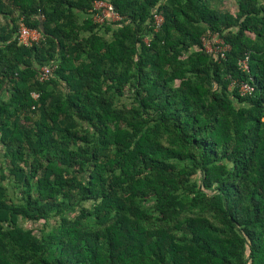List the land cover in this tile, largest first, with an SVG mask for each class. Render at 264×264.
<instances>
[{"label":"trees","instance_id":"1","mask_svg":"<svg viewBox=\"0 0 264 264\" xmlns=\"http://www.w3.org/2000/svg\"><path fill=\"white\" fill-rule=\"evenodd\" d=\"M97 1L0 0V264H264V0Z\"/></svg>","mask_w":264,"mask_h":264},{"label":"built area","instance_id":"2","mask_svg":"<svg viewBox=\"0 0 264 264\" xmlns=\"http://www.w3.org/2000/svg\"><path fill=\"white\" fill-rule=\"evenodd\" d=\"M94 20L103 23L105 21L115 22L119 21L122 17L115 10L113 4L108 0H99L95 3ZM42 18H44L42 16ZM163 15L160 13L155 14V29L157 30L163 22ZM43 38L41 31L37 28H31L24 22H21L18 30V40L21 44L30 46L34 42H38ZM149 42V39H146ZM202 44L206 51L213 53L221 58H225L227 51L230 49V45L226 43L222 37L216 33H207L202 37ZM239 66L244 71H249V56H246L239 60ZM57 63H50L40 67V80L45 81L49 79L57 69ZM232 85L238 86L241 95H251L255 91V86L249 81H238L232 79ZM34 99H38L39 92H32ZM264 120V117H263Z\"/></svg>","mask_w":264,"mask_h":264},{"label":"rangeland","instance_id":"3","mask_svg":"<svg viewBox=\"0 0 264 264\" xmlns=\"http://www.w3.org/2000/svg\"><path fill=\"white\" fill-rule=\"evenodd\" d=\"M211 4L215 7H219L221 9H227V10H232L235 11L237 8V0H211ZM125 101H129V99H124ZM0 163H6V159H4V146L0 141ZM6 184L8 185L9 188V193L11 196H17V192L15 191L14 187L9 183V181H6ZM89 203V202H88ZM54 222V219L51 218L49 221V226L51 223ZM44 221H39V222H29V221H23L22 224L27 227V228H33L35 232H39L40 228L42 227Z\"/></svg>","mask_w":264,"mask_h":264}]
</instances>
